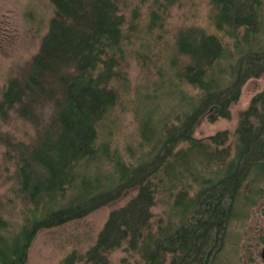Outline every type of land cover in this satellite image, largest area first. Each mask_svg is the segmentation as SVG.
I'll return each mask as SVG.
<instances>
[{
	"label": "trees",
	"instance_id": "1",
	"mask_svg": "<svg viewBox=\"0 0 264 264\" xmlns=\"http://www.w3.org/2000/svg\"><path fill=\"white\" fill-rule=\"evenodd\" d=\"M121 1L50 0L54 14L39 51L7 80L0 117L7 121L13 110L36 138L3 140L25 212L21 222L0 216V264H27L40 230L83 218L133 188L94 244L58 264H110L109 254L124 246L138 264H214L230 223L264 197V90L241 111L234 144L228 130L194 136L205 115L229 118L246 81L264 73V0H211L216 32L178 31L159 78L138 95L139 139L126 153L99 132L129 85L128 30L140 11L133 9L126 29ZM178 1L153 0L149 32ZM157 204L164 208L154 221Z\"/></svg>",
	"mask_w": 264,
	"mask_h": 264
},
{
	"label": "rangeland",
	"instance_id": "2",
	"mask_svg": "<svg viewBox=\"0 0 264 264\" xmlns=\"http://www.w3.org/2000/svg\"><path fill=\"white\" fill-rule=\"evenodd\" d=\"M121 3L127 18L124 25L126 29L131 23L133 9L138 7L140 11L135 27L128 30L129 85L126 91H122L120 103L102 121L99 132L102 140H110L113 147L118 146L126 153L125 148L130 144L135 146L139 139V116L136 107H139L142 100L138 95L145 93L147 86L151 90L152 80L157 81L159 78L156 68L170 52L178 31L189 26L201 27L211 33L217 30L211 19V0H179L164 14L162 26L156 27L152 32L148 31V23L153 0H122ZM53 14L54 6L50 0H0V99L7 80L25 71L28 62L39 51ZM138 52L144 54L145 60ZM159 54L161 60L158 61ZM146 60L150 65V72L144 67ZM183 89L190 91L192 95L198 94L187 84L183 85ZM262 90L264 73L246 81L238 101L230 107L229 118L219 117L211 121L205 115L196 125L194 136L204 138L228 130V143L234 144L241 111L247 109L252 98ZM168 103H174L172 96ZM7 137L30 143L36 138V128L29 121L18 117L13 110L7 121L0 117V216L14 223L23 220L25 206L16 193L15 166L5 154L7 147L3 140ZM262 186L264 190V183ZM136 192L137 188L127 190L120 199L83 218L40 230L30 246L27 264H58L72 250L84 253L94 244L111 211L126 204ZM163 208L160 204L153 207L154 221L158 219ZM263 250L264 197L250 207L248 216L230 223L225 246L214 264H264ZM109 259L110 264L141 262L139 256L126 250L125 246L111 252Z\"/></svg>",
	"mask_w": 264,
	"mask_h": 264
},
{
	"label": "water",
	"instance_id": "3",
	"mask_svg": "<svg viewBox=\"0 0 264 264\" xmlns=\"http://www.w3.org/2000/svg\"><path fill=\"white\" fill-rule=\"evenodd\" d=\"M262 256L264 257V250H263V254H262Z\"/></svg>",
	"mask_w": 264,
	"mask_h": 264
}]
</instances>
